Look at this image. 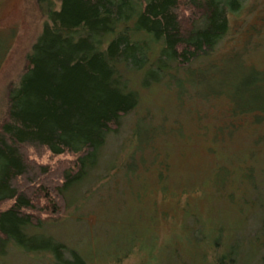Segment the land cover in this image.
<instances>
[{"label":"trees","instance_id":"trees-1","mask_svg":"<svg viewBox=\"0 0 264 264\" xmlns=\"http://www.w3.org/2000/svg\"><path fill=\"white\" fill-rule=\"evenodd\" d=\"M35 1L42 17L40 28L24 54L21 71L0 95V254L8 244H20L28 227L61 218L74 203L72 185L94 166L87 159L97 157L109 137L117 141L123 117L136 110L137 94L129 88L126 72L149 71L154 75L151 81L169 77L176 85L190 82L189 100L206 98L212 106V99H220L228 130L248 121L257 127L250 133L251 142L264 133V68L249 60V55L258 53L260 40L254 47L247 43L249 29L259 31L254 25L264 22V4L256 7V0ZM255 8L259 11L254 23L238 31V35L246 32L244 40L219 51L218 45L237 20H245ZM227 63L235 66L230 70ZM214 72L213 86L196 92L199 75L212 77ZM136 122L138 127L147 126L136 117L126 147L115 142L122 155L116 165L120 170L132 167L137 150L156 154L150 138H138L150 137L157 127L140 132ZM153 122L157 121L150 117L148 125ZM126 148L130 151L124 155ZM40 156L44 162L32 158ZM156 161L159 184L168 166L164 158ZM106 171L102 179L112 173ZM227 176L225 182L231 185L247 182L245 187L238 185L237 193L253 201L255 210L248 213L239 236L219 233L212 238L208 228L203 227L199 236L195 231V238L206 247L203 261L197 264H264V184L248 168L234 184ZM61 244L45 251L53 257L50 261L68 264L60 253L73 257L75 252ZM126 253L111 263L134 255ZM151 258L152 264H161L158 255ZM168 258L169 264L184 261L176 248L169 250Z\"/></svg>","mask_w":264,"mask_h":264},{"label":"rangeland","instance_id":"rangeland-1","mask_svg":"<svg viewBox=\"0 0 264 264\" xmlns=\"http://www.w3.org/2000/svg\"><path fill=\"white\" fill-rule=\"evenodd\" d=\"M256 1V7L264 4V0ZM255 9L251 16L245 15V20H237L223 44L218 45L219 51L244 40L246 32L238 35V31L254 23L253 16L259 11ZM41 20L35 0H0V55L7 46L0 59V95L21 71L24 54ZM254 27L259 31L249 29L247 43L254 47L260 40V45L258 53L249 55V60L264 68V22ZM227 64L230 70L235 66ZM126 73L129 88L137 94L136 110L123 117L117 141L109 137L103 151L87 159L94 166L72 185L74 203L70 202L63 210L64 215L52 223L28 227L20 244L4 247L0 264H60L52 261L50 252L45 250L61 243L75 252L73 257L67 252L60 253L61 260L68 264H115L111 261L126 252L134 255L116 264H152L153 254L158 255L161 264H169V250L175 248L184 261L176 259L171 263L197 264L203 261L206 247L195 236L204 228L211 231L212 238L219 233L228 238L243 233L245 218L255 210L254 202L237 193L238 185L245 187L247 182L231 185L227 179L225 182L224 175L232 177L234 184L248 168L252 177L264 184V133L251 142L250 133L257 127L246 121L248 116L244 118L246 123L233 129L230 126L228 130L229 122L220 99H212V106L206 98L189 100L190 82L187 86L176 85L169 77L151 81L154 75L149 71ZM208 74L199 75L201 83L196 92L213 86L217 74L214 72L212 77ZM136 117L142 123L147 122L146 127H157L150 137H137L140 141L150 138L156 154L137 150L132 167L120 170L116 165L122 155L117 147L125 148L130 141ZM150 117L157 122L148 125ZM135 126L140 132L146 128L138 127L137 122ZM129 151L126 148L123 154ZM157 157L166 159L168 166L164 172L167 176L159 184L155 178ZM32 158L45 161L43 156ZM107 169L112 173L102 179Z\"/></svg>","mask_w":264,"mask_h":264}]
</instances>
